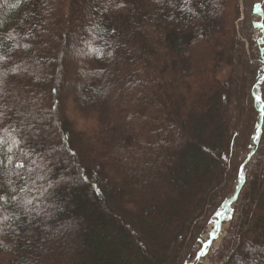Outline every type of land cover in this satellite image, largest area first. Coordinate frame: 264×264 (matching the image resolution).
Here are the masks:
<instances>
[{
	"label": "trees",
	"instance_id": "obj_1",
	"mask_svg": "<svg viewBox=\"0 0 264 264\" xmlns=\"http://www.w3.org/2000/svg\"><path fill=\"white\" fill-rule=\"evenodd\" d=\"M256 5L0 0L10 106L59 182L0 233V264H188L230 196L211 264H264Z\"/></svg>",
	"mask_w": 264,
	"mask_h": 264
},
{
	"label": "snow or ice",
	"instance_id": "obj_2",
	"mask_svg": "<svg viewBox=\"0 0 264 264\" xmlns=\"http://www.w3.org/2000/svg\"><path fill=\"white\" fill-rule=\"evenodd\" d=\"M190 2L191 0H184L185 5ZM108 3H113V0H108ZM124 6L123 3L116 4L117 8ZM104 10L107 11V7ZM8 38L11 39L12 36ZM23 47L28 49L31 45L24 44ZM8 59L10 57L0 55V63H6ZM18 70L19 65L0 72V233L5 228L15 231L13 225L17 222H19L18 227L23 225L24 218L35 211L33 205L37 197L33 195L34 192L40 196L50 195L49 189L59 183L58 181L54 183L45 176L46 171H51L47 157L38 152L35 147L28 146L26 150L25 129H32L34 135H41V132L36 130L35 124L27 119L25 113L16 109L14 105L10 106L11 101L8 99L9 93L6 90L7 81L4 77L8 72L17 75ZM255 101L261 104L260 116L264 117V104L261 103L259 93L255 94ZM13 116L18 118L15 122H13ZM255 128L257 132H260L261 125L256 124ZM259 138L258 135L252 137L253 140ZM37 157L40 162L37 161ZM40 181L43 183H39ZM36 214L39 215V213ZM47 214L45 212V215Z\"/></svg>",
	"mask_w": 264,
	"mask_h": 264
},
{
	"label": "rangeland",
	"instance_id": "obj_3",
	"mask_svg": "<svg viewBox=\"0 0 264 264\" xmlns=\"http://www.w3.org/2000/svg\"><path fill=\"white\" fill-rule=\"evenodd\" d=\"M255 11L256 14L254 15V21L256 22L255 26L257 27L255 35L261 36L264 30V5H256ZM259 28H262V31H260ZM232 204L233 198L230 196V200L226 203L225 208L222 209L217 216L212 218V221L208 227V231L204 235L203 243L200 246L195 259H193V261L189 262L188 264H193L195 260H199L205 264H211L213 262L211 256L215 249L220 245L230 225L229 220L231 218V214H229L227 211L230 209V207H232Z\"/></svg>",
	"mask_w": 264,
	"mask_h": 264
}]
</instances>
